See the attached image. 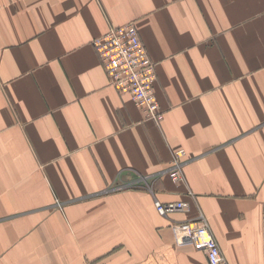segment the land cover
<instances>
[{
  "label": "crops",
  "instance_id": "0c3cea01",
  "mask_svg": "<svg viewBox=\"0 0 264 264\" xmlns=\"http://www.w3.org/2000/svg\"><path fill=\"white\" fill-rule=\"evenodd\" d=\"M129 23L160 123L92 45ZM201 221L221 264H264V0H0V264H208L171 229Z\"/></svg>",
  "mask_w": 264,
  "mask_h": 264
},
{
  "label": "built area",
  "instance_id": "2783aa9c",
  "mask_svg": "<svg viewBox=\"0 0 264 264\" xmlns=\"http://www.w3.org/2000/svg\"><path fill=\"white\" fill-rule=\"evenodd\" d=\"M93 48L104 67L112 87L130 95L134 104L145 116L160 123L163 114L155 93L156 67L143 46L136 27L129 23L111 28L105 34L92 40ZM186 152L176 149L171 153V165L167 173L174 183L184 180L182 166ZM156 212L163 217L184 212L188 204L184 201L162 203L154 201ZM185 231L178 235V231ZM172 232L180 245L192 244L203 252L208 264H218L222 260L221 251L209 227L204 221L199 223H179L172 226Z\"/></svg>",
  "mask_w": 264,
  "mask_h": 264
},
{
  "label": "bare ground",
  "instance_id": "6f19581e",
  "mask_svg": "<svg viewBox=\"0 0 264 264\" xmlns=\"http://www.w3.org/2000/svg\"><path fill=\"white\" fill-rule=\"evenodd\" d=\"M182 233H186V230L184 231H178V235H182ZM174 238H175V244H177V245H180V242H179V240H178V238H177V236L174 234ZM184 243H188L187 241L186 242H184ZM192 245V244H191ZM193 247V246H192ZM194 248V247H193ZM220 249V248H219ZM196 250V249H195ZM196 251H198V252H200V250H196ZM221 258H222V260L220 261V263H218V264H221L222 262H223V257H222V254H221Z\"/></svg>",
  "mask_w": 264,
  "mask_h": 264
},
{
  "label": "rangeland",
  "instance_id": "374dc122",
  "mask_svg": "<svg viewBox=\"0 0 264 264\" xmlns=\"http://www.w3.org/2000/svg\"><path fill=\"white\" fill-rule=\"evenodd\" d=\"M171 165V162L169 163V166ZM183 166H184V164H183ZM183 166H182V172H183ZM167 170V169H166ZM168 174V173H167ZM183 178H184V174H183ZM168 203V202H167ZM56 205L58 206V208H61V204H60V202L59 201H56ZM168 217V216H167ZM179 223H190V222H178V223H175V224H179ZM195 223H199V222H195ZM175 224H173V225H175ZM194 224V223H193ZM172 225V226H173ZM171 229H172V227H171ZM215 239V238H214Z\"/></svg>",
  "mask_w": 264,
  "mask_h": 264
}]
</instances>
